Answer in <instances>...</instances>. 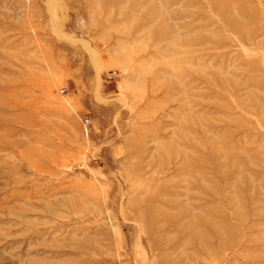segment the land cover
<instances>
[{"label":"rangeland","instance_id":"rangeland-1","mask_svg":"<svg viewBox=\"0 0 264 264\" xmlns=\"http://www.w3.org/2000/svg\"><path fill=\"white\" fill-rule=\"evenodd\" d=\"M0 264H264V0H0Z\"/></svg>","mask_w":264,"mask_h":264},{"label":"built area","instance_id":"built-area-1","mask_svg":"<svg viewBox=\"0 0 264 264\" xmlns=\"http://www.w3.org/2000/svg\"><path fill=\"white\" fill-rule=\"evenodd\" d=\"M82 123H83V130L86 136L90 135V129L92 127L93 124V118L89 115H86L83 119H82ZM81 167H84V163H82Z\"/></svg>","mask_w":264,"mask_h":264},{"label":"crops","instance_id":"crops-1","mask_svg":"<svg viewBox=\"0 0 264 264\" xmlns=\"http://www.w3.org/2000/svg\"><path fill=\"white\" fill-rule=\"evenodd\" d=\"M92 116H93V115H92ZM92 116H91V117H92ZM94 118H95V119L93 120V127H94V123H95L97 120H99V119L96 118L95 116H94Z\"/></svg>","mask_w":264,"mask_h":264}]
</instances>
